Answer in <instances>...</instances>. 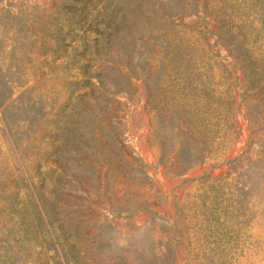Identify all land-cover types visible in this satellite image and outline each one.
<instances>
[{"label":"rangeland","instance_id":"rangeland-1","mask_svg":"<svg viewBox=\"0 0 264 264\" xmlns=\"http://www.w3.org/2000/svg\"><path fill=\"white\" fill-rule=\"evenodd\" d=\"M0 264H264V0H0Z\"/></svg>","mask_w":264,"mask_h":264}]
</instances>
